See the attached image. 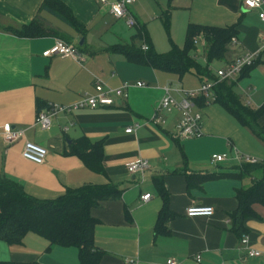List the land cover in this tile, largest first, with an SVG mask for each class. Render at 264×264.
<instances>
[{
	"label": "crops",
	"instance_id": "crops-1",
	"mask_svg": "<svg viewBox=\"0 0 264 264\" xmlns=\"http://www.w3.org/2000/svg\"><path fill=\"white\" fill-rule=\"evenodd\" d=\"M59 1L83 25L88 39L91 35L97 37L96 42L81 38L54 16L39 13L43 0H0V132L4 125L24 129L25 140L47 151L43 164L35 165L21 158L24 140L6 144L0 138V176L37 200H55L66 190L85 185H112L120 190L118 199L101 201L90 210L91 218L96 221L93 243L100 255L97 264H166L169 260L175 264H264V207L252 206L257 218L245 220L246 232L239 238L231 231L229 220L237 208L235 190L249 187L253 180L246 176L229 177L240 173L235 160L238 156H250L264 166V144L217 104L206 100L204 105L197 106L202 116L201 136L175 140L173 135L181 112L178 109L158 112L163 88L169 86L170 95L180 100L182 95L176 90L196 89L205 79L193 74L179 79L105 53V49L120 43L113 40L118 39L116 35L109 33L117 20L110 16L108 7L98 6L95 0ZM155 3L159 12L150 11L152 6L145 9L137 0L129 7L142 31L140 18L149 22L164 11L170 13L172 22L179 21L184 34L188 25L235 27L236 36L222 61L209 65L213 75L235 59L259 52L264 44V22L258 17L259 13L264 14V7L246 11L242 0H157ZM36 17L70 44L76 46L74 38L77 45L84 41L79 50L83 64L60 56L42 57L59 38H29L18 33ZM105 26L108 29L103 31ZM197 42L204 47L200 38ZM195 60L205 65V56L199 59L195 55ZM254 63L245 77L233 79L236 80L234 93L251 110L264 105V49ZM95 79L111 88L127 83L130 86L127 97L115 100L111 107L58 114L48 130L33 125L37 102L69 106L82 94L93 93ZM137 82L147 87L137 88ZM156 115L162 121L159 124L152 122ZM257 124L264 134V115ZM127 128L134 130L125 133ZM83 141L102 144V174L92 173L77 156L67 155L70 145L78 146ZM223 154L225 161H211L213 155ZM137 158L146 161L149 168L142 175L131 176L126 165ZM205 175L212 179L199 184L198 177ZM256 175L264 176V170ZM155 177L162 178L168 197L169 218H165L166 231L162 235L155 233L157 216L163 206L154 188ZM146 194H150V199L141 201V196ZM191 206L212 208L213 215L187 218L185 212ZM244 238L247 244L241 245ZM47 245L34 234H27L20 244L7 245L0 241V262L80 264L77 249L58 246L47 249ZM249 251L257 252L258 256L248 257Z\"/></svg>",
	"mask_w": 264,
	"mask_h": 264
},
{
	"label": "trees",
	"instance_id": "trees-1",
	"mask_svg": "<svg viewBox=\"0 0 264 264\" xmlns=\"http://www.w3.org/2000/svg\"><path fill=\"white\" fill-rule=\"evenodd\" d=\"M40 12H46L73 29L81 38L85 37V30L71 11L59 0H43ZM135 34L140 38L142 29ZM29 38L56 37L70 44V41L62 37L57 31L48 28L36 17L28 26L18 32ZM236 36L235 27L215 28L207 26L188 25L185 33L183 47L180 49L170 43V51L167 54L153 52L149 44L148 50L143 52L132 44L113 45L105 49V53L121 56L127 63L148 67L153 70L173 74L181 79L183 76L193 74L198 78H204L206 82L214 83L212 93L214 101L225 113H227L242 128L247 129L256 139L264 144V134L258 127V119L264 115V105L257 110H251L241 104L233 87L236 80L218 81L209 69V65L216 61H222L227 47ZM201 39L204 45L205 65H200L195 60V41ZM84 45H76L78 50ZM255 65L242 70L238 80L245 77ZM205 98L195 100L196 106L204 105ZM49 108L48 105L36 103V115ZM67 155L77 156L84 166L94 174H102V144H91L83 141L78 146L70 145ZM240 173L230 174L229 177L240 179L244 176L252 178V183L247 188L235 190L236 210L229 215L231 231L239 238L245 234L244 222L246 219L257 218L252 206L255 204L264 207V176L256 175L262 172V164L245 165L239 167ZM257 176V177H256ZM238 177V178H237ZM199 184L212 179L211 176L198 177ZM190 187V179H189ZM154 188L163 201V206L157 216L155 233L162 235L167 215L168 197L164 190L161 177L154 178ZM121 191L112 185L91 186L85 185L77 189H68L65 194L55 200H37L24 193L16 183L0 176V241L7 245L20 244L27 234H34L51 246L62 248H75L78 252L80 264H97L100 255L93 243V231L96 221L91 218L90 210L99 202L118 199ZM0 264H2L0 262Z\"/></svg>",
	"mask_w": 264,
	"mask_h": 264
},
{
	"label": "built area",
	"instance_id": "built-area-1",
	"mask_svg": "<svg viewBox=\"0 0 264 264\" xmlns=\"http://www.w3.org/2000/svg\"><path fill=\"white\" fill-rule=\"evenodd\" d=\"M98 6H107L110 16L114 20H124L128 28H138V23L135 18L129 12V7L135 2V0H115L109 3L107 0H95ZM242 7L246 11L257 10L264 7V0H242ZM258 17L264 22V14L259 13ZM197 41H195L196 43ZM264 49V44L261 50ZM143 52L148 50L146 44L141 45ZM259 52L247 54L241 58L235 59L231 63L227 64L224 68L215 71L214 76L218 81L233 80L238 77L242 70L246 67H250L255 59L258 57ZM54 56H60L62 58H69L75 63L81 65L84 62L82 53L73 45L67 44L59 39L55 40L52 47L45 50L42 53V57L51 58ZM137 88H145L147 85L143 82H137L135 84ZM214 83L204 82L199 85L198 88L192 90H176L182 96L180 100H176L170 95L172 89L169 86L163 88L164 95L161 98L157 107L158 112L165 111L170 112L173 109H178L181 112V120L175 128V134L173 138L179 141L197 139L201 136L202 116L197 111L195 100L204 97L206 102L211 103L214 101L212 89ZM130 86L127 83H122L119 87L111 88L108 87L103 81L95 79L93 84V93H84L81 98L69 105V106H54L50 105L49 108L39 112L34 120V126L40 128V130H48L51 121L58 114L71 113L81 109L96 110L99 108L111 107L114 105L115 100L125 99L127 97V90ZM152 122L159 124L162 121L156 115ZM137 127V126H134ZM133 128L125 129V133L133 132ZM66 131V128L63 129ZM0 138L6 144H13L17 141L24 140L23 147L21 150V158L31 162L35 165L43 164L47 151L45 148L31 143L25 140V130L16 129L9 125H4L0 132ZM237 155V153H235ZM226 159V155H213L211 161L214 163L223 162ZM238 166L254 165L256 161L249 157L238 156L236 158ZM148 164L146 161L137 158L136 160L129 162L126 165V171L129 175H142L148 170ZM141 201L147 202L150 199V194L141 196ZM185 215L187 218L197 217H211L213 215L212 208L191 206L186 209ZM247 240L244 238L241 240V245H246ZM258 253L254 251L248 252V257H257ZM195 261L199 262V257H195ZM166 264H175L172 260L166 262Z\"/></svg>",
	"mask_w": 264,
	"mask_h": 264
},
{
	"label": "rangeland",
	"instance_id": "rangeland-1",
	"mask_svg": "<svg viewBox=\"0 0 264 264\" xmlns=\"http://www.w3.org/2000/svg\"><path fill=\"white\" fill-rule=\"evenodd\" d=\"M137 2H140V4L145 5V9L150 10L152 6V10L150 11H156L159 12L158 6L156 5L155 2L157 0H137ZM103 11L105 10L102 9ZM157 13V17L153 18V20L148 22L147 18H140V25H144V31H141V36L140 38H135V34L138 33L140 28L134 27V28H128L125 24L124 20H117L116 22H113V26L111 30H109V33L116 35L118 39H113L119 41V44H127L130 45L132 44L136 49H141V45L143 44H149L150 48L153 50V52L157 54H167L170 51V43H173L175 46L178 48L183 47L184 39H185V34H184V29L180 27L179 21L176 19V21L171 20L170 18V13L169 12H163L162 14ZM152 19V17H151ZM150 20V19H149ZM108 29V27L105 26L103 31L105 29ZM134 34V36L131 37V35ZM92 36V35H91ZM89 37L88 39V34L85 35L84 38H87L88 41L96 42L97 37L94 36ZM106 38L109 36L106 35ZM77 39V38H76ZM74 38L73 43L75 45L78 44V40ZM197 42L196 46V53L195 55L199 58L202 59L204 56V49L202 48V45ZM146 44V45H147ZM214 64V62H213ZM242 155V154H241ZM244 157H249L251 159H254L257 164L260 162L250 156H245ZM236 161V160H235ZM238 164V162H235ZM239 167V166H238Z\"/></svg>",
	"mask_w": 264,
	"mask_h": 264
},
{
	"label": "water",
	"instance_id": "water-1",
	"mask_svg": "<svg viewBox=\"0 0 264 264\" xmlns=\"http://www.w3.org/2000/svg\"><path fill=\"white\" fill-rule=\"evenodd\" d=\"M82 44V40L79 42V45H81Z\"/></svg>",
	"mask_w": 264,
	"mask_h": 264
}]
</instances>
